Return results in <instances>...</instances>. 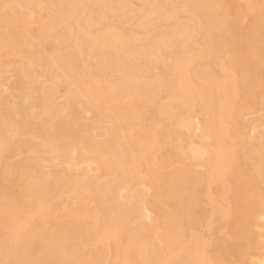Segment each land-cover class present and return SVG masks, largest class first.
Here are the masks:
<instances>
[{"label": "bare ground", "instance_id": "obj_1", "mask_svg": "<svg viewBox=\"0 0 264 264\" xmlns=\"http://www.w3.org/2000/svg\"><path fill=\"white\" fill-rule=\"evenodd\" d=\"M0 64V264H264V0H0Z\"/></svg>", "mask_w": 264, "mask_h": 264}, {"label": "rangeland", "instance_id": "obj_2", "mask_svg": "<svg viewBox=\"0 0 264 264\" xmlns=\"http://www.w3.org/2000/svg\"><path fill=\"white\" fill-rule=\"evenodd\" d=\"M49 1H51V0H49ZM46 2H48V0H46ZM137 5L140 6L139 4H137ZM113 22H115V21H113ZM42 46H43V45H42ZM42 46H40L39 49H40V48L42 49ZM43 51H44V52H43ZM43 51L41 50L42 53H45V52H46L44 49H43ZM0 66L3 67V68L0 67V73L2 72L1 74H3V73H4L3 70L5 71L7 67H4V66L1 65V64H0ZM163 69H165V68H163ZM7 70L9 71L10 69H7ZM7 70H6V72H8ZM6 72H5V73H6ZM12 79H13V78H11V82H12V83L10 82L9 86H12L13 82L15 81V80L13 81ZM5 94H6V93H1L0 95H2V97H5V96H6ZM11 94H12V93H11ZM9 95H10V92L7 93V96L5 97L6 99H5V98H2V100H5V101H6V100H10V98H11L12 95H11L10 97H8ZM7 97H8V98H7ZM0 98H1V96H0ZM79 108H80V107H79ZM80 109H81V110H78V108H77V109H76V113H78V114H83V113H85V112H84V109H82V108H80ZM78 111H79V112H78ZM80 111H82V113H81ZM85 115H87V114H83V116H85ZM260 115H261L260 112H258V113H257V112H254V113H252V115H249V116H248L247 121H248V119L250 120V121H249L250 125L255 124L256 122L260 121V118H261ZM85 117H86V119L90 120V119L93 118V115L89 114V116H85ZM182 119H183V120H187V119H186V116H184ZM182 119H181V120H182ZM251 119H252V121H251ZM171 121H172V120L168 121L169 123L167 122L168 124H170V126L174 124L173 121H172L173 124H171ZM253 122H255V123H253ZM167 123H166V126L168 125ZM168 126H169V125H168ZM175 126H176V124H175ZM48 150H49V148H45V150H43V152H44V151H45V152H49ZM47 166H48V165H46L44 169H46L47 172H49L51 169H50V167H47ZM60 166H61V165H57V167L61 168ZM44 169H43V170H44ZM44 171H45V170H44ZM88 171H90V170H88ZM90 172H91V171H90ZM76 173H78V172H76ZM72 175H73V174H72Z\"/></svg>", "mask_w": 264, "mask_h": 264}]
</instances>
